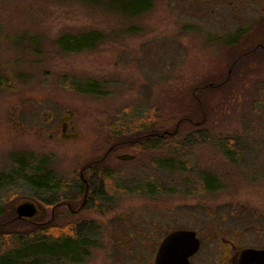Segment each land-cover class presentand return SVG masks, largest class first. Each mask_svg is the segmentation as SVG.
Wrapping results in <instances>:
<instances>
[{
	"label": "rangeland",
	"instance_id": "374dc122",
	"mask_svg": "<svg viewBox=\"0 0 264 264\" xmlns=\"http://www.w3.org/2000/svg\"><path fill=\"white\" fill-rule=\"evenodd\" d=\"M234 1L153 0L146 14L123 18L75 0H0L3 237L40 226L63 234L69 203L47 205L51 195L26 185L25 175L37 169L71 182L107 143L125 142L109 159L115 179L105 191L112 196L88 205L113 213L103 220L87 213L89 221L137 224L144 221L143 207L147 221L172 207L195 212L203 201L204 174L217 179L220 191L206 195L209 206L230 209L238 200L264 207V61L256 68L252 60L234 67L226 62L237 31L249 30L264 12L254 1ZM92 32L102 38L92 51L65 54L56 44L63 36ZM90 83L99 95L79 91ZM197 94L204 112L193 116ZM68 111L77 137L62 140L60 121ZM145 126L173 135L160 151L139 149L134 140L147 132ZM53 131L59 134L49 140ZM122 154L135 159L116 161ZM19 168L26 169L21 177ZM24 200L37 205L35 219L16 217L15 207ZM77 200L69 205L78 206ZM96 248L97 256L109 254Z\"/></svg>",
	"mask_w": 264,
	"mask_h": 264
},
{
	"label": "flooded vegetation",
	"instance_id": "af4514ba",
	"mask_svg": "<svg viewBox=\"0 0 264 264\" xmlns=\"http://www.w3.org/2000/svg\"><path fill=\"white\" fill-rule=\"evenodd\" d=\"M252 1L256 9L264 12V7L259 3L264 0L234 2L245 5ZM250 24L249 30L237 31L233 42L227 46L230 54L226 62L232 67L237 65V61L252 60L256 62L252 65L256 68L264 61V13ZM72 118L73 113L68 111L61 118L60 134L53 131L48 139L53 140L58 134L62 140L72 139ZM172 135L167 130L147 128V132L134 142L139 149L152 146L154 150L160 151V143ZM121 144L107 143L100 146L96 149V158L79 170L77 179L79 188L83 190L80 192L81 202L78 206L66 204L64 209L67 216L61 229L64 237L78 243L82 241L84 249H81L83 254L76 257L74 262H67L63 258L62 264H89L91 261L95 264L99 258L100 264H264V207L238 200L230 209L221 205L209 206L206 195L220 194L217 191L218 181L212 175L201 176L203 201L201 208L195 212L188 207H172L169 213H161L153 208L159 217L147 221V208L143 207L140 208V212L143 211L140 214H143L144 221L137 224L115 221L98 223L84 218L87 213H91L103 220L113 213L112 208L94 209L88 204L94 199L104 200L112 196L105 191L106 183L110 185L113 182L111 180L115 179V175L109 172V159L119 151V147L125 146V142ZM118 156L115 159L121 162L117 160ZM122 214L125 219V212ZM173 233H179L178 251L170 249L158 258L162 243ZM98 246L109 251V254L100 257L92 253Z\"/></svg>",
	"mask_w": 264,
	"mask_h": 264
},
{
	"label": "trees",
	"instance_id": "16d2710c",
	"mask_svg": "<svg viewBox=\"0 0 264 264\" xmlns=\"http://www.w3.org/2000/svg\"><path fill=\"white\" fill-rule=\"evenodd\" d=\"M75 1L91 6L102 5L110 12L123 18H136L142 16L151 9L153 4V0ZM101 43L102 38L96 32L78 34L75 36L66 35L56 42L58 48L65 54H79L92 51ZM2 86L3 81L0 80V87L2 88ZM79 91L91 96L99 95L98 87L95 83L85 84ZM210 91L213 90L210 89ZM202 102L203 100H201L197 94L196 100L193 102V105H195L193 107V111L195 112L193 116H200L201 113L204 112ZM149 121L150 119L146 120L145 124H149ZM24 170L26 169H18V177H21L20 175H22ZM30 171L28 170V172ZM31 173L32 175L30 176H27V174L25 175L24 181L26 185L32 186L38 192L51 195L52 200L48 201L49 204L47 205L61 207L64 206L65 203L76 205L77 201H80L77 200V197L80 196V192H83V190L79 188L80 183L77 178L71 182L63 180L55 181L50 172L40 173L37 169H32ZM3 184L4 178L0 175V188ZM72 193H74L75 196H71ZM3 204L0 197V218L3 217L4 208L6 207V205L4 206ZM82 243V241L78 243L72 238L64 237L62 233L60 234L58 228L48 226H40L24 236L9 234L3 237L0 234V264H55L62 262L63 258H65L67 262H74L76 257L83 254L81 249H84V246Z\"/></svg>",
	"mask_w": 264,
	"mask_h": 264
},
{
	"label": "water",
	"instance_id": "95a60500",
	"mask_svg": "<svg viewBox=\"0 0 264 264\" xmlns=\"http://www.w3.org/2000/svg\"><path fill=\"white\" fill-rule=\"evenodd\" d=\"M70 137L76 138L77 135L74 134L73 136ZM133 159L134 156L128 154H122L117 157V160L121 162H131L133 161ZM38 213L39 210L37 205L30 200L21 201L15 207V214L18 219L32 220L37 217ZM178 235L179 233H173L165 239L159 250L158 258L162 257L170 249H173L174 251L175 250L178 251L179 248V244L177 243Z\"/></svg>",
	"mask_w": 264,
	"mask_h": 264
}]
</instances>
